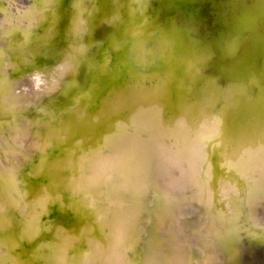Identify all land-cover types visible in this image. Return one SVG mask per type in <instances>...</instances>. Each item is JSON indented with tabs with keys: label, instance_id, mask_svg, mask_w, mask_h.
I'll list each match as a JSON object with an SVG mask.
<instances>
[{
	"label": "bare ground",
	"instance_id": "6f19581e",
	"mask_svg": "<svg viewBox=\"0 0 264 264\" xmlns=\"http://www.w3.org/2000/svg\"><path fill=\"white\" fill-rule=\"evenodd\" d=\"M3 1L0 0V10L3 11L0 38L6 41L5 47L11 49L9 55L2 58L5 52L0 46V113H9L7 117H0V128H4L0 129V240L6 244V253L3 255L0 251V264H49L52 259L46 255L52 253H46L45 249L52 250L46 241L52 237L62 251L56 255V258L61 256L60 264H66L62 260L66 253L67 264H79L77 260H82L85 253L90 252V261L95 257L94 261H88L90 264L103 261L98 253L99 245L104 253L113 257L114 262L118 260L122 264H258L254 261V248L264 246V223L260 221L264 212V0H64V4L59 3L56 8H65L70 18L65 17V27L60 29V34H56L59 37L52 48L44 53H41V48L51 37L46 30L56 27L54 6L50 4L58 1L21 0L19 11L12 14L9 5ZM46 5L50 7L44 10ZM83 5L87 6L85 14L80 9L74 10ZM93 5L96 6L89 10ZM133 10L134 17L127 22L123 20ZM82 15L85 24L81 21ZM74 21H79L78 29L73 25ZM34 22L40 23V27L38 31L31 30L30 38L32 41L39 40L41 44L25 45L24 32L32 29ZM40 31L42 34H39ZM160 46L167 48V53L149 65L154 51ZM126 47H130L129 54L119 58V52ZM135 49L139 53L134 54ZM66 55L69 57L62 59ZM128 56H131V61ZM66 60L69 62L66 64L68 70L64 73L63 62ZM134 61L139 66L135 75ZM164 67L170 71L168 84ZM13 84H16L17 91L11 90ZM125 87L132 93H139L137 95L147 99L149 104H158V115L165 122L162 125L168 128L162 130L163 135L157 129L155 136L151 137L145 129L139 133L138 129L126 127L131 131L133 141L141 142L143 155L152 157L147 162L150 172L145 176L141 174L144 178L139 176L138 182L131 176L137 168L129 170L130 161L134 159L131 156L133 145L112 146L119 156L116 165H127L128 169L112 171L114 176L108 182L114 183L115 175H129L128 180L124 178L128 183L124 189L130 190L127 195L132 196V200H137L138 211H144L139 217L134 213L119 216L117 227L123 231L115 230L116 236L107 244L103 238L104 230L97 224L101 220L98 219L99 210L102 216L115 210L108 211L100 206L105 194L103 189L101 193V188L106 178L95 180L99 184V192L96 194L93 188L89 189L87 195L93 196L90 199L80 198L85 190L81 193L74 190L89 163L98 161L100 157L110 159L113 153L108 157L107 147L98 156L86 159L79 150L72 151L65 146L69 137L58 140L55 133L62 130L63 124L74 123L70 139L77 137L80 143L82 136L87 137L86 133L82 135L81 130L87 128V112L92 111V115L95 114L91 118L95 126L91 130L93 135L102 136L115 144L118 140L111 141L110 136L116 132L110 130V135L106 133L104 120L98 122L96 115L101 114L104 118L108 115L105 110L108 98L115 108L122 106V110L129 111L131 115L133 106L130 108L120 95V90H125ZM105 93L107 99L103 97ZM154 95H157L155 100ZM5 101L15 102L14 107L9 109ZM223 104L225 106L221 108ZM112 105L110 109L115 110V117L107 116L105 119H110L112 126L123 127L119 117L125 114L123 111L117 113ZM48 113L58 114L61 120H52ZM19 116L23 117L25 126L14 120ZM7 123L15 125L8 126ZM218 124L223 128L212 131ZM179 131L186 133L189 139L176 144L180 138L176 132ZM101 138L98 139L97 149L104 144ZM213 140L215 143H212ZM33 143L34 146L30 147ZM244 145H249V150L257 147L263 162L256 164L251 157L243 159L242 155L250 156L253 152H246ZM212 147L217 151L215 162L222 161L216 171L226 173L232 185L219 179L217 190L211 191L210 159L206 152ZM26 149L21 154V150ZM93 149L92 145H88L86 152ZM55 150L56 154L53 153ZM9 157L15 158L17 163ZM61 159L59 166L56 161ZM232 159L240 162L242 171L231 163ZM10 163L14 168L9 167ZM135 163L138 165L141 159L135 160ZM106 165H96L99 170L96 176L101 175ZM6 171L9 172L11 187L2 178ZM36 172L38 175H33ZM52 173L53 178L47 177ZM240 175L242 178L235 180ZM243 177L247 178L246 181ZM142 180L144 190L133 193L131 188ZM48 183H51L50 187ZM118 184L116 182L115 187ZM156 184L157 190H151ZM63 185L69 193H64L61 189ZM109 185L112 186L107 184V187ZM230 194L232 199L227 198ZM178 196L189 199L192 205H185L179 218L172 217V229L176 232L169 234L168 227L167 230H156L150 243L147 233L155 220L152 216L155 215L157 224H164L170 214L168 208L165 209L167 199L173 201ZM214 196L218 198L215 203ZM238 196L245 202L244 217L240 221L238 218L242 213L237 211L242 208V201L234 202ZM91 199L95 201L92 205ZM232 209L237 210L236 223L240 230L236 239L226 236L230 229L220 233L215 224L216 219L227 223L226 210L232 214ZM38 213L40 218L35 228L38 232L35 233L32 232L31 221H36ZM116 213L117 210L113 212ZM146 214L149 215L148 220ZM10 215L9 223L1 224ZM51 216L58 219L51 222ZM210 219L213 222L209 225ZM163 224L161 227L165 226ZM8 225L11 227L8 228ZM131 231L135 232V245L129 253L130 261L126 263L121 257V251L125 249L122 244L126 240L123 237ZM5 234L9 237L3 239ZM163 234L166 235L164 239L174 240V245H170L173 251L161 248L158 240ZM88 236L96 240H87ZM164 239L163 248L168 245ZM236 242L238 248L232 251ZM89 243L95 245L97 252L94 256L95 250ZM217 244L219 249L216 253ZM220 249L224 253L220 254ZM71 257L75 263L72 259L68 262Z\"/></svg>",
	"mask_w": 264,
	"mask_h": 264
},
{
	"label": "water",
	"instance_id": "95a60500",
	"mask_svg": "<svg viewBox=\"0 0 264 264\" xmlns=\"http://www.w3.org/2000/svg\"><path fill=\"white\" fill-rule=\"evenodd\" d=\"M57 1H58V3L57 2L56 3L51 2V4H50L52 7L54 6V9H53L54 10V13H55L54 14V17H56L55 20H54V25H56V27L54 29H52V27H50L49 30H46L50 34L51 37L49 38V40L47 41V43L45 45H43V48H41V49H43V51L41 53H44V51H47V50H49V49L52 48V46L54 45V42H55L56 38L59 37V35H56V34H58V33L60 34V29L63 26L65 27V24L67 22L66 21V18L67 19L70 18V15L66 12V9L65 8H60V7L56 8V5L57 4H59V3H63L64 4V2H63L64 0H61V2H60V0H57ZM129 2L131 3L132 1H129ZM95 6L96 5H93L92 7H90L89 10L92 11L93 10V7H95ZM75 9H80L81 12L83 11L84 14L86 13L85 7H80V8L76 7V8H74V10ZM134 14H135V11L133 10V12H130L128 16H125V18L123 20H125L126 22L129 21L130 18L134 17ZM81 21H82V23L85 24L84 15H82ZM121 21H122V18L119 20L118 24ZM78 22L77 21H74V24H73L76 29L79 28V23ZM69 24H70V27H71L72 22L70 21ZM39 27H40V23L34 22V27L32 29L25 30V32H24V40H25L24 43H26L25 45L32 44V38H30V32H31V30H35V29L38 31ZM90 30H91V27L89 28V32H90ZM33 33H34V31H33ZM25 45H23V46H25ZM241 47H243V46L241 45ZM129 48L130 47L123 48V50H121L119 52V58H121L123 55L129 54ZM167 51H168V49L167 48H164V46L157 47L156 50L153 53V59L150 60L149 65H151L152 63H154L156 61H159V59H161L159 57L164 56L167 53ZM137 53H139V51H138V49H135L134 50V54H137ZM128 58L130 59V60L129 59L128 60L131 61V56H128ZM164 58H166V57H164ZM133 65H135L134 67H136V68L133 69V71H134L133 73L135 75V74L138 73V70H136V69L139 68V66H138L137 61H134ZM161 65H163V64H161ZM163 73L167 75L168 80H166V84H168L170 82V80H171L170 76L168 75L170 73V71L166 67H164ZM260 77H261V74H260ZM167 81H168V83H167ZM112 85L114 86V84H112ZM165 88L166 87H164V89ZM167 88H168V86H167ZM137 94H139V93H132V91H130V89H126V87H125V90H122V89L120 90L121 97L123 99H125V101L128 102V104L130 105V108H132V106L134 108V109H132L134 111H132L133 113L131 115L128 114L129 111L122 110L123 109L122 106L115 108V106L110 103L108 96H106V93L103 95L104 98H106V99L108 98V102H109L107 104V106L105 107V110L108 112V115H106L105 118H107V116H111L112 118L115 117L114 116V111L115 110H111L110 109V105L114 106V109H116V112L117 113L120 112V111L121 112L123 111L124 112L123 114H125V115L119 117V119L121 121V124L123 125V127H120V128H117L115 126H112L111 123H110V119L107 120V119L104 118V116L101 117V114L100 115H96L98 122H101L102 120H104L103 123L106 124V125L103 128L105 129L106 133H108L110 135V132H109L110 130H113L114 132H116L115 134H113V135L110 136L111 137V141L113 139H117L118 140V141L114 142L115 144H113V145H112V142H109L108 141V139L101 138L102 136L101 137L94 136L93 133L91 132L92 128L95 127L94 124L92 125V119L91 118H93L94 115H95V114L92 115V111H88L87 112V115H88V117H86L87 120H88V121H86L87 128H84L83 130H81L82 131L81 132L82 135L86 133L87 134V137H83L82 136L81 139H80L81 140L80 143H78L79 141H77V137H73L72 139H70L71 132L73 131V127L75 126L74 123H71V124L70 123H67V124L65 123V124H63L62 125V130H60V131H58V132L55 133V138H57L58 140H63V139L66 138V136L69 137V141L65 144V146H68V148L70 150H72V151L79 150L80 153H81V155L82 156H85L86 159L87 158H90L92 155L93 156H98L101 152L104 151V148H107V147H108L107 149H109V152H108V155L107 156L109 157V154L110 153H113L112 154L113 156L110 159H108V158L105 159V157L104 158L103 157H100L102 159L99 158L98 161L93 160L91 162V164L89 163L87 165L88 168H87V170L85 172V175H83V176L80 177L81 178V180L79 182L80 184L77 183L76 184V189L74 190L75 193H77V192L78 193H81L82 190H85L84 192L81 193V197L80 198H85L86 197V198L89 199L91 197V196L89 197V195H87L88 192L90 191L89 189H92L93 188V191L96 194L99 192V189H98L99 184H96V181L95 180L96 179H99V178L100 179L101 178L103 179L104 177L106 178L105 179V182L103 183L104 186H102V188H101V193L103 192L102 191V189H103L105 191V194H104V200H101V205L100 206H103V208H105L108 211L109 210H113V209L117 210V213L116 214H113V212L115 211L114 210V211H112V213H109V214L103 215V216H102V211H100V210L98 211L99 214H100L99 217H98V219L101 218V220H99L97 222V224L104 230L103 231V238H104V240L106 241L107 244H109L110 240L116 236V234L114 233L115 230H119L120 232L123 231L120 227H117L118 226V223H119L117 221L118 220L117 218L119 216L122 217L121 215H123V214H126V213H134V215H136V217H139V216H142L143 211H144V209H140V211H138L139 209L136 208L137 207V204H136L137 203V200L134 199V198L132 200V196L127 195V193H125V191H124V188L127 187L126 184H128V183H126L124 181V178L126 180H128V176L129 175H127V176L126 175L125 176L124 175H115V177H114V183L113 182L112 183H109V182H111L110 179L112 178V176H114V172H115L114 170L118 169V170H121V171H125V169H128L127 165H125V167H123L122 165H120V166H117L116 165V159H118L119 156H118V153L115 150V148L112 147V146H117L119 144L122 145L124 143H127V145L129 144L131 146L133 145L132 148H131V151H132L131 156L133 155L134 156V159H133V162H131L130 159H129V161H130V168H129V170L132 171L133 167H134L133 170H135L137 168V170H136L137 171L136 172L137 174L136 173H133L131 176H132L133 179H135V181L138 182V181H140L139 176H141V178H144L142 175L145 176V175H147L150 172V168H149L147 162L152 157L146 158L143 155L144 149H143V146H142L141 142H139V141H137V142L133 141L134 138L129 133L131 131H128L127 128H132V129L135 128V129H138V132L139 133L141 132V130L145 129L146 131L149 132V135L151 137H154L157 129L160 130V131H162V130H166V127H167V126L162 125L165 122L158 115V112L160 110L159 106H157L158 104H156V103L155 104H149L146 101L147 99H145L144 97H139V95H137ZM153 97H154V100L157 99V95H154ZM150 100H153V99H150ZM99 108H98V111L100 109H103V107H101L100 109ZM98 111H97V113H98ZM134 112H136V113H134ZM100 113H101V111H100ZM90 114L92 116H90ZM48 115H50V118L52 120H54L56 118L57 119L59 118V117H57L58 114L48 113ZM58 120H61V117ZM177 122H178V120H177ZM161 127L163 129H161ZM221 128H223V126H220V124H218L212 131H215V130H218L219 131V129L221 130ZM84 130H86V131H84ZM176 133L180 134V138L176 142V144L184 143V142H186L189 139V136H186V133H182L181 131L176 132ZM159 134L163 135L165 133L162 131ZM100 138L103 140L104 144H103V146L100 147V149H97V144H98V141H99L98 139H100ZM222 142H223V140L221 141V143ZM158 143H161V142H158ZM44 144L46 145V143H44ZM88 145H92L94 147V149H93L94 151L92 150L90 152H86V148L88 147ZM32 146H34V143L30 145V147H32ZM60 147H63V146H60ZM21 151H22V153L21 152L20 153L23 154L25 151H27V149L26 150H21ZM87 151H88V149H87ZM216 152H217L216 149H214L213 147L208 152H206L207 153V156H208V160L210 159L209 176H210V179L212 178V180L209 181V184H210V190L211 191L212 190H217V183L219 182V179L220 178L216 176V170H217V167L220 166V164H222V161L215 162ZM86 153L88 154L87 156H86ZM219 155H220V153H219ZM150 156H152V155H150ZM18 157H20L19 154H18ZM9 159L12 160V161H14L15 163H17L14 160L15 158L9 157ZM65 159L68 160V158H65ZM138 159H141V163H138V165H136L137 163H135V160H138ZM62 160L63 159H61L59 161H56L59 164V166L62 164ZM118 162H120V160H118ZM103 163L104 164H107L106 165V169H104V171L101 173V175L96 176L99 173V170L97 169L98 167L96 165L103 164ZM94 166H96V167H94ZM49 168L52 169L50 165H49ZM226 168H230V167L227 166ZM22 169H23V167H22ZM88 169H90V170H88ZM80 170H82V169H80ZM254 170H256V169H254ZM112 171H114V172L112 173ZM50 172H51V170H50ZM65 172H68V171L65 170ZM8 173L9 172H7L6 174H2V178L4 179V181L6 183H8V186L11 187L10 182H9V178H8L9 177V174ZM33 175H38V173L37 172L36 173H33ZM204 175H206L205 174V170H204ZM53 176L54 175L52 173L51 175L48 174L47 177H52L53 178ZM63 176H64V174H63ZM241 176L242 175L237 176L235 180H238V179L242 178ZM84 178H86V179H84ZM246 179H247L246 177H243V180L244 181H246ZM108 180H109V182H108ZM116 182L119 183V184L115 187ZM141 182L142 183H137L136 186H133L134 188H131L132 191L134 189L133 193L134 192H138L139 193L142 190H144L143 187L145 186V184L143 183V180ZM213 183H214L215 187H212V184ZM105 184H106V186H105ZM107 184H112V186L109 185L107 187ZM229 184L232 185L231 183H229ZM94 185H95V187H93ZM132 185H134V183ZM50 186H51V183H48V187H50ZM65 186L63 185L61 187V189H64V193L67 194L69 192H68V189H66L67 187H65ZM156 188H158V184H156L155 186L153 185V187H152L151 190H153V189L157 190ZM239 189H241V187ZM11 190L13 191L14 189H11ZM118 191L120 193V197H119L120 199L117 197V195H118L117 192ZM231 194L232 195H236L237 193L236 194L231 193ZM15 197H18V196H15ZM228 197L229 196H227V198ZM170 199L171 198L167 199V200H169L168 201L169 203L167 202V205L165 207V209L168 208V211H169L170 214H169L168 220H165L164 224L163 223L157 224L156 223L157 219L154 218L155 215L152 216V220H154V219L155 220H154V222L151 225L152 227L150 228V230L147 233L148 236H149L148 237V241L150 243L154 239V236H155L154 232L156 233V230H158V231H160V230L161 231L162 230H167V227H168V233L169 234L172 233V232H174L175 230L172 229V225H173L172 217L175 215L176 217L179 218L180 216H182L181 215V212L183 210L182 208L185 205H188V204H189V206L192 205V201H189V199L188 200H185L181 196H178L177 199L176 200H173V201H170ZM217 200H218V198L216 196H214L213 202L215 203ZM124 201H125V203H124ZM150 201H151V199H150ZM107 202H111V203L114 202V203H116V204L118 203V204L117 205L116 204L115 205H108ZM93 203H95V201L93 199H91L90 205H92ZM111 203H109V204H111ZM157 203H159V201ZM162 203H163V199H162ZM110 206L113 207V208H111ZM162 207L163 206H161V208ZM99 208L100 207H95V209H99ZM148 216L146 214V219L148 218ZM241 217L243 218L244 217V214H242V216H239V219ZM39 218H40V215L38 213L37 217L35 218L36 221H34V223H33V221H31L32 222V224H31L32 225L31 226L32 227V232L33 231H35V233L38 232L37 229H35V228H36V224H37ZM51 219H52L51 220V222H52L53 220H57L58 217L56 216V218H54L53 216H51ZM51 222H49V223H51ZM218 222L219 221L216 219L215 220V224L216 225H219ZM59 224H60V222H59ZM148 224H149V221H148ZM162 224L165 225V226L164 227H161ZM179 224H180V221L176 223L177 226ZM57 225H58V223H57ZM9 227H11V226L8 225V228ZM217 228L219 229V227H217ZM143 229H145V228L143 227ZM219 230H220V233H222L224 231V229H222V228H220ZM176 235L179 237L180 236V233L177 232ZM134 236H135V232H132L131 231L128 234H126V236L123 237L126 240H124V242L122 244L123 246H125L124 247L125 249H123L121 251L122 254L128 255L129 253H131V251H133V248H134V245H135L134 238H133ZM163 236H166V235L163 234L161 236V239L164 238ZM54 239H55V237L48 238V240H46L47 242H49V246L52 248V250H50L52 254L51 255H46V257L52 259V261H50L49 264H60L61 256L56 258V255H59L62 251H60L61 248H58L57 247L58 246V243ZM229 239H231V238H229ZM149 242H148V244H149ZM238 242H236L234 244L232 251H234L235 248L236 249L238 248ZM215 243H216V241H215ZM89 245L92 246L93 248L95 246L92 243H89ZM149 246H150V244H149ZM5 247H6L5 242H3V241L0 240V250L2 251L3 255L6 253V248ZM211 247H212V244H211ZM240 247L241 246H239V248ZM56 248H58V251L56 250ZM218 249H219V246L217 244V247L215 248V252L216 253H217V250ZM94 250H95V248H94ZM150 250H151V248H150ZM96 252H97L96 250L93 252L94 253L93 256L96 254ZM98 253L100 254V258L102 257V259H103V262L101 264H122L118 260L117 261L115 260V262H114L113 261V257H110V255L108 253H104L102 251V249L100 248V245H99V251H98ZM222 253H224L223 250H221V253L220 254H222ZM150 254L152 255L151 252H150ZM19 255H21V254H19ZM88 257H90V254H87V258ZM147 258L149 259V257H147ZM67 259H68V254L66 253L65 256H62V260H64L65 263L67 264ZM93 259L91 261H94ZM97 260L98 259H96L95 262ZM91 261L89 259V262H91ZM129 261H130V259H129V256H128V258L126 260V263H128ZM89 262H88V264H90ZM218 262L221 263L223 261H218ZM83 264H86V263L83 262ZM230 264H232V263H230Z\"/></svg>",
	"mask_w": 264,
	"mask_h": 264
},
{
	"label": "rangeland",
	"instance_id": "374dc122",
	"mask_svg": "<svg viewBox=\"0 0 264 264\" xmlns=\"http://www.w3.org/2000/svg\"><path fill=\"white\" fill-rule=\"evenodd\" d=\"M83 0H81L80 2H82ZM3 3L4 4H6V5H9V7H10V10H11V14L12 13H17L18 11H19V7H20V5H22V3H21V0H4L3 1ZM81 4H83V3H80V5ZM15 5L17 6V7H15ZM19 5V6H18ZM87 5V4H86ZM14 7V8H13ZM50 7V5H46L45 7H44V10H46V8L48 9ZM83 7H85V9L87 8V6H85V5H83ZM14 11V12H13ZM2 13H3V11L2 10H0V17H2ZM1 19V18H0ZM23 20H26L25 18L23 19ZM22 20V21H23ZM23 27V26H22ZM76 30V29H75ZM65 32H67V31H64V33ZM76 32V31H75ZM39 34H42V32L40 31L39 32ZM3 43V44H2ZM5 44H6V41H2L1 40V38H0V46H1V48H2V50L5 52L4 53V55H1L2 56V58H4L5 56H8L9 55V53H10V49L11 48H7V47H9V46H6L5 47ZM32 44H34V45H38V44H41V42L38 40H36V39H33V41H32ZM6 48V49H5ZM6 50L8 51V52H6ZM67 57H65V58H62V59H67L69 56L68 55H66ZM67 63H69L67 60L66 61H64L63 62V65H64V67L66 68V70H65V72L64 73H66V71L68 70V66H66V64ZM5 71H7V70H5ZM4 71V72H5ZM15 86H16V84H13V85H11V90L14 92V90H16L17 91V89L15 88ZM18 93V92H17ZM10 98V97H9ZM21 100V99H20ZM14 101V100H13ZM17 103V102H16ZM5 104L6 105H8V107H9V109L10 108H13L14 107V104H15V102L14 103H6V101H5ZM18 106V103H17V105H16V107ZM225 106V104H223L222 105V107L221 108H223ZM219 108H220V104H219V106H218ZM18 108V107H17ZM219 111V110H218ZM221 112V111H220ZM1 115H4L5 117H7L8 115H9V113H6V112H4V113H0V117H1ZM6 119V118H5ZM7 119H9V118H7ZM6 119V120H7ZM22 119H23V117L22 116H19V117H17V118H15L14 120H16V122L17 123H22ZM1 120V119H0ZM24 120V119H23ZM1 122V121H0ZM8 123H9V121H8ZM6 124V125H8V126H13V125H15V123H11L10 125L9 124ZM16 123V124H17ZM22 125L23 126H25V123L23 124L22 123ZM3 127H1L0 129H2ZM4 129V128H3ZM214 142V140L212 141V143ZM215 143V142H214ZM255 144H256V142H255ZM244 148L246 149V152H250V151H252L253 150V152L250 154V156H248V155H242V157H243V159L245 158V160L246 159H248L249 157H251L252 159H254L253 160V162L255 161V163L257 164V163H260V161L261 162H263V158H262V156H261V154H259L258 152H257V147L255 148V147H253V149H250L249 150V145H244ZM244 152V151H243ZM54 154H56L57 153V151L55 150L54 152H53ZM6 163V162H5ZM231 163L232 164H236V167H237V169H238V171L239 170H241L242 171V165L240 164V162L238 161V160H236V159H232V161H231ZM7 165H9L8 163H6ZM11 164V163H10ZM207 165H208V162L206 163V167H207ZM9 167H13L14 168V166H13V164H11ZM246 169V168H245ZM218 173V174H217ZM216 176L217 177H219L220 178V180H222V181H224V182H228V183H231L229 180H228V178L229 177H227V175H226V173H222V172H220V171H216ZM247 177H249V176H247ZM250 177H254V176H250ZM205 179H207V178H205ZM253 178H250V180H252ZM261 179V178H260ZM50 180V179H49ZM28 182L30 181V179H28L27 180ZM262 182H264V179L262 178ZM24 184H25V182H24ZM257 183H255L254 185H256ZM253 185V186H254ZM25 186V185H24ZM212 187H213V184H212ZM237 187V186H236ZM237 188H239V187H237ZM237 188H236V191H237ZM35 190V189H34ZM243 190V189H242ZM124 191L128 194V193H130V190H128V189H124ZM24 196H25V194H24ZM91 196V197H90ZM118 196L120 197V193H118ZM89 197L90 198H92L93 196L92 195H89ZM218 197H220V199H221V197H223V196H218ZM89 198V199H90ZM229 198L230 199H232L233 198V196H229ZM120 199V198H119ZM122 199V198H121ZM223 199H225V200H227L226 198H224L223 197ZM222 200V199H221ZM238 200H240V202L242 201L241 199H239V196L238 197H236V199H235V201L234 202H236V203H238ZM226 202V201H225ZM124 203H125V201H124ZM244 201H242V208H240L238 211L236 210V209H232L233 210V212L234 213H229L227 210H226V212H227V214H226V216H227V223H226V221H223V223L220 221L219 222V225H218V227L219 228H222V229H224V230H228V229H230L231 230V232H229L228 231V233L226 234V236H232V237H234V239H236L239 235H240V230L238 229V226H237V221H236V219L238 218V216H236V211L238 212V213H242V214H244V211H245V207H244ZM231 204V203H230ZM234 208V207H233ZM236 210V211H235ZM263 211H264V208L262 209ZM261 210V211H262ZM212 212H213V210H212ZM209 213H210V211H209ZM242 214H241V216H242ZM261 219H260V221L261 222H263L264 223V212H262L261 213ZM229 217V218H228ZM237 217V218H236ZM10 218H12L11 217V215L3 222V223H1V224H4V225H7L8 223H9V221L11 220ZM238 220L240 221V219L238 218ZM209 222V225H210V223H212L213 222V220H211L210 219V221H208ZM227 224L228 225H230V226H227ZM150 226V225H149ZM242 228V227H241ZM239 230V231H238ZM241 231H242V229H241ZM225 231H223V233H224ZM242 233V232H241ZM9 237V235L8 234H5L4 236H3V239H6V238H8ZM166 237V236H165ZM164 237V238H165ZM170 237V236H169ZM160 238H161V236H160ZM163 238V239H164ZM163 239H159L158 241L161 243V248L162 249H164V250H166V251H173V249L171 248V246L170 245H172L173 244V241L171 242L170 240H169V238H166V239H164V240H166L167 241V248L166 247H164L163 248V245H162V240ZM244 239H246V238H244ZM87 240H90V241H95L96 239L95 238H90L89 236H88V238H87ZM14 241L15 242H18V240L17 239H14ZM169 241V242H168ZM242 244H243V242H242ZM174 245V244H173ZM241 246V245H240ZM179 247L177 246V249H178ZM264 246L263 247H255L254 248V250H255V256H254V259H256V260H254L256 263H260V262H262L263 264H264ZM86 249H88V248H86ZM263 249V250H262ZM1 251V250H0ZM45 251H46V253H50L51 254V252H50V249H45ZM89 252H90V250H88ZM136 251H134V253H135ZM91 253V252H90ZM90 253H85V255H84V257H83V259L82 260H80V261H78L77 260V263H79V264H83V262H86V264H88V261H89V257L87 258V254H90ZM133 253V254H134ZM257 253H259V254H257ZM261 254H262V256H261ZM128 256H130L129 254L128 255H126V254H123L121 257H123V258H125V261L127 260V258H128ZM257 256H259V258L257 257ZM262 257V258H261ZM71 259H72V262H74L75 263V261H73V258L71 257L69 260H68V262H71ZM261 259H263V260H261ZM45 260H43L42 262H44ZM103 261L102 260H99V261H97L96 262V264H101ZM92 264H95V263H92Z\"/></svg>",
	"mask_w": 264,
	"mask_h": 264
}]
</instances>
